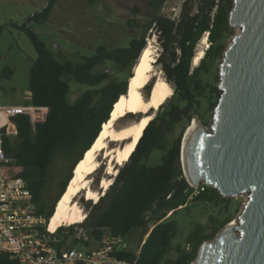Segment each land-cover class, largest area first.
I'll list each match as a JSON object with an SVG mask.
<instances>
[{"label":"trees","instance_id":"obj_1","mask_svg":"<svg viewBox=\"0 0 264 264\" xmlns=\"http://www.w3.org/2000/svg\"><path fill=\"white\" fill-rule=\"evenodd\" d=\"M58 1L49 0L42 10L31 15L30 21L46 23ZM145 1L143 14L146 21L140 23L133 18L126 21L128 27L142 29L139 37H133L126 46L108 48L100 44L94 54L81 55L77 61L57 58L32 27L20 26L37 52L30 68V103L47 106L48 113L46 119L36 122L35 126L30 115L15 116L12 126L16 128L17 135H6L5 128L3 146L7 156L14 160L12 164L21 168L14 174L27 180L34 201L40 204L38 213L44 214L49 223L56 202L73 175L75 164L83 158L103 123L110 118L114 103L127 93L129 78L147 45L149 31L155 30L162 48L156 63L165 72L173 93L154 113L128 160L119 166L113 182L99 200L90 205L83 222L80 221L90 239L76 241L88 247L91 240L100 241L104 234L127 237L135 230L147 227L148 235L138 251L127 248L118 253L119 257L135 258V264H192L201 243L214 238L232 220V215L220 219L211 214L209 230L196 223L186 241L190 248L176 241L178 225L172 219L173 215L180 209L202 202H217L221 198L225 200L224 209H228L231 198L223 197L218 189L207 184L199 188L190 185L182 165L185 130L171 141L169 134L179 124L191 122L196 114L203 115L204 108H214L218 102L221 94L218 87L219 61L228 47L227 39L234 32L229 23L234 0H184L175 18L163 13L166 0ZM133 12L137 15L142 8L136 4ZM207 33L209 46L199 63L194 65L197 45ZM107 61L114 62L121 69L114 72L96 70ZM122 70H128L125 77H122ZM12 73L13 69L9 67L3 69V76H11ZM68 78L89 86L73 102L69 99ZM152 84L153 81L147 85V94ZM154 149L163 151V154L161 162L152 165L149 158ZM59 154L73 157V162L52 205L47 208L40 198L49 167ZM91 203L92 199L86 200V204ZM76 226L63 224L56 230L49 229L56 231L59 243L63 244L76 233ZM0 264L19 262L9 253L0 252Z\"/></svg>","mask_w":264,"mask_h":264},{"label":"water","instance_id":"obj_2","mask_svg":"<svg viewBox=\"0 0 264 264\" xmlns=\"http://www.w3.org/2000/svg\"><path fill=\"white\" fill-rule=\"evenodd\" d=\"M229 23L239 30L219 65L221 94L210 124L197 116L186 131L182 165L195 188L248 197L237 221L204 240L192 264H264V0H234Z\"/></svg>","mask_w":264,"mask_h":264},{"label":"rangeland","instance_id":"obj_3","mask_svg":"<svg viewBox=\"0 0 264 264\" xmlns=\"http://www.w3.org/2000/svg\"><path fill=\"white\" fill-rule=\"evenodd\" d=\"M48 1L0 0V104H26L30 103L31 100V94L28 89L30 68L37 56V52L28 34L20 28L21 25L26 24L32 27L39 37L47 43L57 58L77 61L80 60L81 55L94 54L100 44H104L108 48L128 45L133 37H139L142 34V29L137 27L130 28L127 26L126 21L129 18H133L140 23L146 21V16L143 14L146 4L145 0H59L51 18L46 23L30 21L31 15L42 10ZM183 1L166 0L163 5V13L176 17ZM136 4L142 8V12L137 15L133 12V7ZM238 30L237 27H234V32L227 39V45L231 43L233 36ZM157 38L158 34L156 31L150 30L147 39L148 41L151 40L152 55L155 56V59L158 58L162 50ZM208 44L209 40H206L205 35L197 45L196 52L206 49ZM221 61L219 62L221 63ZM154 65L159 75L166 80L165 72L162 70L161 65L156 62ZM5 67L13 69L11 76H3ZM104 69H107L108 72H114L121 68L112 61H107L104 65L96 67V70ZM127 72L128 70H122V77H125ZM68 82L70 84L69 99L72 102L77 99L80 93L89 88L87 84L80 83L73 78H68ZM158 108L150 111L154 114ZM213 109V106L209 107L208 110L204 108L202 110L203 115L196 114L192 121H195L197 116H199L203 123L209 125ZM126 120L132 121V118L124 117L118 122ZM192 121L179 124L169 134V140L171 141L182 130H185V135ZM162 154L163 151L154 149L150 155L149 164H159ZM72 162L73 157L59 154L49 167L46 186L40 198L41 203H44L47 208L52 205L61 182L70 171ZM114 165L116 168L120 166L116 162H114ZM20 171V167H13L9 174ZM91 177L92 188L100 191L102 190L100 187L102 178L114 179L115 175L107 173L106 166L103 165ZM223 197L231 198L228 209H224L225 200L221 198L217 202H202L198 205L178 210L172 217L178 225L176 241L186 244L187 238L196 223L205 225L207 230H209V217L211 214L220 219L227 215H232L230 222L237 221L238 215L247 201L248 194ZM86 200L88 199L84 194L79 195L80 205L87 215L90 205L94 204L95 201L92 199L91 204H86ZM37 203L39 204V202ZM80 223H72L77 225L75 227L76 233H79L81 229L83 230ZM64 225L69 226L71 224ZM147 231V227H143L128 235L126 237L128 248L138 251L142 241L146 238ZM74 235L70 236L69 243L66 246L74 245L77 249L86 250L87 248H96L99 244V240H91L87 247L83 242H77V239H74Z\"/></svg>","mask_w":264,"mask_h":264},{"label":"built area","instance_id":"obj_4","mask_svg":"<svg viewBox=\"0 0 264 264\" xmlns=\"http://www.w3.org/2000/svg\"><path fill=\"white\" fill-rule=\"evenodd\" d=\"M47 113V106L32 103L0 104V252L9 253L19 264H135V258L118 256L128 248L126 237L121 234H104L96 248L86 250L66 246L70 237L60 244L56 231H49L46 216L38 213L40 205L34 201L27 180L9 174L15 166L5 152L3 130L7 128L6 135L16 136L17 130L12 126L15 116L30 115L35 126L46 119ZM74 236L78 240L90 239L82 229ZM186 247L190 248V244Z\"/></svg>","mask_w":264,"mask_h":264},{"label":"bare ground","instance_id":"obj_5","mask_svg":"<svg viewBox=\"0 0 264 264\" xmlns=\"http://www.w3.org/2000/svg\"><path fill=\"white\" fill-rule=\"evenodd\" d=\"M151 44V40L148 41L135 65L128 92L122 94L114 104L111 118L103 124L99 136L77 164L66 192L57 202L48 229L56 230L60 225L80 222L86 218L79 195L84 194L87 199L97 202L113 182L112 178H102V190L98 192L92 188V174L105 165L107 173L116 175L118 169L114 162L121 165L128 160L154 116L150 110L157 109L172 95L173 88L155 69L156 59L152 55ZM204 53L205 49H202L195 55L194 65L199 63ZM152 81V88L147 94L146 87ZM124 117H130L132 121L118 122Z\"/></svg>","mask_w":264,"mask_h":264},{"label":"crops","instance_id":"obj_6","mask_svg":"<svg viewBox=\"0 0 264 264\" xmlns=\"http://www.w3.org/2000/svg\"><path fill=\"white\" fill-rule=\"evenodd\" d=\"M30 92V91H29ZM31 94V93H30ZM148 235V234H147ZM147 235H146V237H147ZM145 240V239H144ZM144 240H143V242H144Z\"/></svg>","mask_w":264,"mask_h":264}]
</instances>
